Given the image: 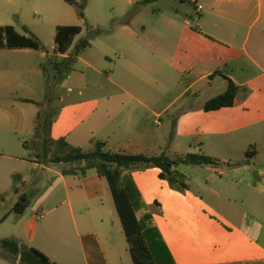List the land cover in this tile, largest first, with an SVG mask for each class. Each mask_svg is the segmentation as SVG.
<instances>
[{"label":"crops","instance_id":"obj_1","mask_svg":"<svg viewBox=\"0 0 264 264\" xmlns=\"http://www.w3.org/2000/svg\"><path fill=\"white\" fill-rule=\"evenodd\" d=\"M93 1L88 0L85 15ZM182 1L196 9L198 28L188 19L184 28H175V50L164 48L161 39L138 36L130 26L118 31L117 60L125 74L155 91L133 90L119 75L116 81L103 77L81 52L74 65L92 70L87 85H94L87 87L94 92L79 94L73 104L48 117L52 123L48 139L52 144L64 139L85 151H92L99 141L110 151L149 156H167L164 132L174 134L175 141H188L186 152L178 151L176 144L172 153L177 159L190 154L210 157L216 164L195 166L210 168L209 174H184L175 167L184 183L181 189L162 179L156 168L132 174L174 263L264 264V0ZM134 2L128 0L129 5ZM60 4V0H0V27L13 26L28 36L27 27L40 40L39 31L26 22L28 16L58 21ZM57 21L48 25L57 31L52 52L0 48L2 90L13 93L15 84L26 85L29 72L39 77L41 64L49 58L70 56L83 28ZM69 27H79L81 33L73 36L66 31L58 43L60 29ZM36 57L38 69L32 65ZM172 70L180 83L178 94L165 88L173 79ZM229 80L239 89L233 106L206 111L209 101L227 91ZM151 118L154 126L163 127V134L149 130ZM24 147L30 148L28 143ZM21 161L52 178L38 189L41 197L23 214L11 210L1 219L0 227L11 223L0 230V240L15 239L58 264H134L113 195L96 171L64 175L59 164L38 158ZM19 175L18 182L26 187V177ZM12 189L16 205L25 192L18 185ZM0 264L11 263L0 257Z\"/></svg>","mask_w":264,"mask_h":264},{"label":"rangeland","instance_id":"obj_2","mask_svg":"<svg viewBox=\"0 0 264 264\" xmlns=\"http://www.w3.org/2000/svg\"><path fill=\"white\" fill-rule=\"evenodd\" d=\"M142 1L135 0L133 5H129L128 0H94L83 20L76 8L60 0L61 9L58 21L36 17L30 13L26 22L39 31L42 37L40 41L48 52H52L57 32L53 28H49V24L57 21L59 24L81 25L83 34L76 40L73 50L80 41H90L92 47L84 49L82 53L86 59L92 62L93 68L101 72L103 77L108 75L107 77L116 81V77L119 75L127 80L130 87H134L133 90L155 91V89L147 88L143 81L128 77L121 62H118L117 52H119V49L116 41L120 37L118 36L119 29L130 26V29L135 31L138 36L145 34V38L150 41L161 39L159 43L164 48L175 50L178 38L173 34V30L184 28L183 23L186 19L191 21L194 29H197L196 18L199 15L189 2H183L182 0H157L150 4H143ZM64 9L66 10L64 11ZM172 21H176L177 25L173 26ZM143 26L146 27V32L142 30ZM97 31H103L104 34L97 35ZM104 57H108L107 61ZM32 60L34 61L32 65H35L38 69L39 58L36 57ZM32 65H30V70L33 68ZM172 71L173 79L166 84L165 88L169 93L178 94L180 83H178L177 74L174 70ZM92 75V70L80 64L74 65L66 74L58 77L57 81L54 80V77H57L54 71H51L48 77L44 73L39 77H35L33 72H29L26 85L22 83L15 84L13 93L0 88V188L5 190L0 192V220L15 205L16 193L12 187L18 185L19 191L25 192V195L31 198L30 203H33L37 196L41 197V191H38V189L43 187L44 184H48L52 178V174L47 172L42 174L37 167L30 162L21 161L22 159L33 162V159L37 160V154H40V162L50 165L59 164L61 167L66 168L63 163H54L55 155H62L67 152L64 148L56 146V142L54 144L50 142L47 146L49 155L48 157L43 156V140L34 136L36 119L40 112L48 119V117H52L59 112L63 106L73 104V100L78 98L79 94L93 93V87H87L88 85H94L93 83L87 85V78L89 80ZM20 98L33 102H24ZM153 122L154 118H151L147 125L149 130L157 131L159 129L157 132L163 134V127L159 126L158 128V126L153 125ZM164 134L168 140V144L164 148L167 157L172 160L177 159V156L172 153L176 144L178 151L185 150L186 152L188 150L190 146L188 141H175L174 134L172 136H169L166 132ZM25 143H28L30 148H25ZM57 165H55L54 170L58 169ZM178 171L184 174L188 172L203 176L209 174L211 169L206 166L186 167L180 165ZM14 172H17L15 173L17 175H12ZM19 173L26 177V187H23V182H15V179L20 178ZM10 223L7 222L1 226L0 230L10 225ZM122 237L124 243L126 237L124 234H122Z\"/></svg>","mask_w":264,"mask_h":264},{"label":"trees","instance_id":"obj_3","mask_svg":"<svg viewBox=\"0 0 264 264\" xmlns=\"http://www.w3.org/2000/svg\"><path fill=\"white\" fill-rule=\"evenodd\" d=\"M64 1L77 9L81 19H85L84 10L88 0H83L82 3H78L76 0ZM155 1L157 0H144L142 3L150 4ZM24 31L29 35L17 33L13 26L0 27V48H29L37 51H47L43 43L27 27H24ZM66 31L72 33L73 36H77L81 33V28L60 29L57 37L58 43L61 42L62 34ZM102 34H104L103 31H97V35ZM90 45L91 42L88 40L80 41L68 58H49L41 64V70L47 77L51 71L56 72L57 77H54V80L57 81L58 77L66 74L72 68L81 52ZM238 91L239 89L234 82L229 80L227 91L209 101L205 105V110L210 112L233 106ZM25 102L32 103L33 101L25 100ZM51 124L42 112L38 114L35 136L43 140L44 157L49 155L47 146L50 144L48 137ZM55 145L67 150L62 155H55L54 159V163L66 165V168L62 171L64 175L85 176L89 171L94 170L101 179L107 182L114 198L123 232L128 240L134 264H175L159 229L153 225V213L143 201L132 174L137 171L156 168L161 170L160 176L162 179L168 180L172 187L181 189L184 183L173 171L175 167L181 164L214 165L216 164L215 160L204 155L192 154L172 160L165 155L145 156L142 154H128L122 151L114 152L107 150L105 143L99 141L95 142L92 151L72 147L64 139H60ZM40 157V154H37V158L40 159ZM15 182H18V180L15 179ZM177 184L179 185L177 186ZM30 199L26 195H22L12 212L19 215L23 214L29 206ZM0 251V257L11 264H58L35 248L20 246L19 242L12 238L0 240Z\"/></svg>","mask_w":264,"mask_h":264},{"label":"built area","instance_id":"obj_4","mask_svg":"<svg viewBox=\"0 0 264 264\" xmlns=\"http://www.w3.org/2000/svg\"><path fill=\"white\" fill-rule=\"evenodd\" d=\"M199 9L201 10V9H202V7H201V6H199ZM41 217H43V215H41Z\"/></svg>","mask_w":264,"mask_h":264}]
</instances>
